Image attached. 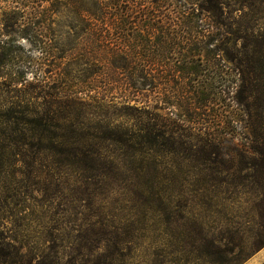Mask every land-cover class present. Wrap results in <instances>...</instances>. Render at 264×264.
Wrapping results in <instances>:
<instances>
[{
    "label": "rangeland",
    "instance_id": "374dc122",
    "mask_svg": "<svg viewBox=\"0 0 264 264\" xmlns=\"http://www.w3.org/2000/svg\"><path fill=\"white\" fill-rule=\"evenodd\" d=\"M220 1L227 40L201 54L165 21L108 34L71 7L4 32L27 72L0 87V264H208L212 239L264 264V0ZM93 34L113 70L80 56Z\"/></svg>",
    "mask_w": 264,
    "mask_h": 264
},
{
    "label": "trees",
    "instance_id": "16d2710c",
    "mask_svg": "<svg viewBox=\"0 0 264 264\" xmlns=\"http://www.w3.org/2000/svg\"><path fill=\"white\" fill-rule=\"evenodd\" d=\"M45 2H50L48 8L43 6ZM145 3V0H0V87L24 84L26 79L23 77L27 72L25 69L13 72L9 68L11 63L9 49L1 39L4 32L13 31L22 25L52 31L51 14L61 7H71L75 12H81V14L85 12L86 15L88 14L86 20L93 28H96L98 22L101 21L103 32L108 34L110 30L103 27L106 26V21L111 22V28H114L113 23L116 21L121 23L131 19L165 21L168 26H177L181 29L182 35L189 42L181 49L188 53L201 54L203 45L215 40H227L228 31L218 21L223 16L224 8L220 0H193L192 2H188V0H149L147 11H135L137 6H143ZM122 9L126 11L123 14H121ZM91 10L97 12L91 13ZM92 36L95 37L94 43L90 47L84 48L85 46H83L79 49L80 56L92 55V61L96 66L113 70L114 60L117 57L115 43L112 39L102 40L97 34ZM53 38V34L48 37L42 53L60 60L64 57V50L60 49L61 54L56 56L59 50L51 49L53 47L51 44L54 43ZM52 66L55 69L61 68V65L54 62H52ZM42 70L40 67L37 69L39 72ZM52 71L54 70H45L44 73ZM98 74L101 72L97 71L93 76H98ZM104 75L108 81H113L114 78L111 74L104 73ZM36 76L38 77L37 74ZM36 80L38 83L41 82L39 77ZM258 234L260 241H257L256 246L264 242L263 225L262 231H259ZM221 243L222 241L217 239L208 241L207 246L199 250L198 258L209 259L208 264H241L249 257V251L245 252L242 247L237 245L230 247L221 245Z\"/></svg>",
    "mask_w": 264,
    "mask_h": 264
}]
</instances>
